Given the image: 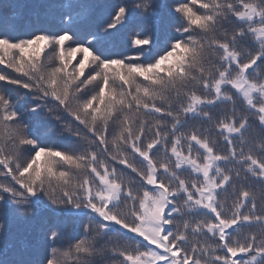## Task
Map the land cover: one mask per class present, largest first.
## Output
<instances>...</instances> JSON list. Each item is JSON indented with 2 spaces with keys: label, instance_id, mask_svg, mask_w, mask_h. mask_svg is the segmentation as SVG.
Listing matches in <instances>:
<instances>
[{
  "label": "snow or ice",
  "instance_id": "6c2138e0",
  "mask_svg": "<svg viewBox=\"0 0 264 264\" xmlns=\"http://www.w3.org/2000/svg\"><path fill=\"white\" fill-rule=\"evenodd\" d=\"M0 65V264H264V0H5Z\"/></svg>",
  "mask_w": 264,
  "mask_h": 264
},
{
  "label": "trees",
  "instance_id": "16d2710c",
  "mask_svg": "<svg viewBox=\"0 0 264 264\" xmlns=\"http://www.w3.org/2000/svg\"><path fill=\"white\" fill-rule=\"evenodd\" d=\"M5 3V0H0V5H3ZM194 8L196 6H193ZM0 73H10L13 76H16V73H13L11 69L5 68L4 65H0ZM3 82H0L2 84ZM11 87V86H9Z\"/></svg>",
  "mask_w": 264,
  "mask_h": 264
}]
</instances>
